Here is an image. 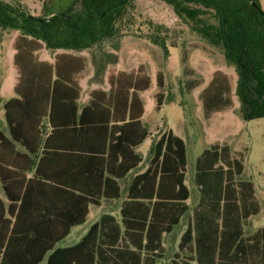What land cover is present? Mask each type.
<instances>
[{"label": "trees", "instance_id": "1", "mask_svg": "<svg viewBox=\"0 0 264 264\" xmlns=\"http://www.w3.org/2000/svg\"><path fill=\"white\" fill-rule=\"evenodd\" d=\"M158 1L189 22L206 43L220 47L224 59L233 64L241 117H264V11L259 0ZM138 17L135 0H45L38 15L18 0H0V31L18 33L13 48L19 98L5 104L10 135L29 155L38 156L34 161L15 153L20 158L16 171L13 160L0 159V181L8 202L5 207L0 200V264H40L44 259V264H155L162 257V236L185 213L189 195L184 184L186 146L170 129L155 140L147 168L131 181L121 207L123 228L103 215L77 244L55 248L71 227L83 223L89 205L118 199L117 180L142 162L132 150L147 135L139 122L142 106L137 93L148 89L150 81L143 70L120 72L110 78L114 89L108 96L92 92L91 102L79 112L77 78L86 68L84 59L61 54L49 63L39 61L37 53L91 50L104 63L125 37L137 35L161 49L166 59L167 29L146 20V32L136 31ZM188 59L184 50L186 94L203 83L193 77ZM163 75L155 73L160 90L165 87ZM166 99L171 102L173 96L157 92L154 109L158 111ZM198 100L204 120L231 109L229 75L215 70ZM122 104L129 105L127 115L119 109ZM44 119L50 132L41 143ZM64 138H69L66 147L53 145ZM13 142L0 134V149L14 153ZM60 158L66 160L64 179L56 163L48 169L51 160ZM242 171L241 155L233 156L227 142L211 145L197 158L193 183L199 200L169 264H188L180 258L183 250L192 251L195 264H264V227L242 237L243 225L260 210L253 183L235 180ZM53 200L71 206L55 208L51 214L47 205ZM137 204L143 206L145 218L139 228L126 220L129 211L141 214V209H131ZM63 216L73 218L63 221ZM109 222L115 238L107 234Z\"/></svg>", "mask_w": 264, "mask_h": 264}, {"label": "rangeland", "instance_id": "2", "mask_svg": "<svg viewBox=\"0 0 264 264\" xmlns=\"http://www.w3.org/2000/svg\"><path fill=\"white\" fill-rule=\"evenodd\" d=\"M19 1L32 15H38L45 0ZM135 4L139 17L135 21L133 29L146 32V20H152L155 24L165 27L167 29L166 44L169 46L168 57L165 59L161 49L151 45L142 37H137V35L125 37L121 41L119 51L111 52L109 59L104 63H101L91 50L79 52L77 54L85 58L87 65V69L81 78L84 93H87L91 88H105L108 86L109 77L118 71L135 72L143 70L147 75L149 74L152 77V86L148 91L141 94L144 105L143 121L147 125L148 119L156 121V124L160 119H164L162 121L163 126L166 122L167 126L186 143L188 154L186 185L190 191L189 207L197 197V192L191 181L195 157L210 144L216 141H227L233 152L243 155L244 171L239 179L253 182L256 196L261 205L260 214L250 218L247 227L244 229L245 234L252 233L257 228L264 226V117L245 120L239 114V100L235 95L236 73L233 64L224 59L220 47L206 43L190 29L189 22L177 18L166 4L158 0H135ZM260 7L264 11V0H260ZM137 34L141 33L137 32ZM12 38V35L7 36L6 49H9ZM184 50H186L189 58L187 66L195 70L194 78H203L206 84L214 69H222L229 75L234 107L228 111L215 114L209 124L206 123V126L197 98L203 86L196 88L189 94H186L183 88L184 76L182 74L181 56ZM54 54L56 52L43 51L40 58L51 60ZM11 71L10 68L8 74ZM157 71H162L164 74L165 87L162 90L157 88L155 83L154 77ZM9 77L10 75L7 76V78ZM7 80L9 83L10 79ZM156 91H161L167 96L170 94L173 96L171 102H168L167 99L164 101L163 109L159 113L153 111L155 105L153 94ZM9 95L15 96L13 90ZM83 100L84 96L80 99L79 104ZM189 128H193L196 132ZM147 129L151 134L152 128L149 129L147 126ZM149 142V139L146 140L140 148V153L143 156L150 152ZM93 210L94 208L90 211L86 225L94 216L95 210ZM178 233L176 230L174 234L177 235ZM169 257L167 251L164 260H168Z\"/></svg>", "mask_w": 264, "mask_h": 264}, {"label": "crops", "instance_id": "3", "mask_svg": "<svg viewBox=\"0 0 264 264\" xmlns=\"http://www.w3.org/2000/svg\"><path fill=\"white\" fill-rule=\"evenodd\" d=\"M259 2H260V0H259ZM8 35H12L13 38L10 41L9 49H6L7 48V45H6V42L5 41H6V38H7ZM17 35H18L17 32L0 31V134L4 138L8 139L11 142H13V141L11 139L9 124H8V121H7V118H6L5 104L9 100L18 99L19 98L18 95H17V93H16V91H15V86L17 84V79H18V74H17V70H16V68L14 66V55H15L16 52H15V50L13 48V42H14L15 38L17 37ZM10 50H11V52L9 53ZM43 51H48V50H41L40 52L37 53L38 60L39 61H42V62L52 63L54 61V57L57 56V55H61V54H71L73 56L82 57L84 59V61H85V64H86L85 58L83 56L77 54L79 52L64 51V50H55V51H51V52H56V54L53 55V57L51 58V60H42L40 58V54ZM8 64H9V66H8ZM10 68L12 69L13 72L11 71L8 74V71H9ZM86 69H87V65H86V68H85L84 72L77 78V84H78V86L81 89V91H80V97H79V99L76 102V105H77V108H78V111L79 112L81 111V109L83 107L87 106L91 102V93L92 92H95V91L101 92L105 97L109 95L110 90L114 89V88H111V86H110V83H109L110 78L116 76L120 72L127 73V74H130L131 73L129 71H118L116 74H114L113 76H110L109 77V79H108V86H106L105 88H101V89L91 88L90 90H88L87 93H84V89L82 88V85H81V78L83 77ZM215 70H222V69H214L211 72V77H212V74H213V72ZM194 72H195V70H194ZM8 75H10L9 78H7ZM148 77H149V81H150V85H149L148 89L137 93V98L140 101L141 106H142V114H141V116L139 118V122L141 123L142 127L146 130L147 135H146V137L143 139V141L139 145L135 146L132 149L133 152L142 159V162L136 168H134L133 170H131L130 172H128L123 178L117 180V183H118V186H119V195H120L118 199H114V200L102 199V200L99 201V203L97 205H89L88 208H87V215L84 218L83 223H81L80 225H76V226L71 227L68 235L66 237H64L61 241H59L55 245V248H67V247H71V246L77 244L87 234V232L89 231V229L91 228V226L94 225V224H96V223H98L100 221V219H101V217L103 215H108V216L112 217L114 219V221L116 222V224H118L121 228H123V225H122L121 207H122V202L126 198L127 191H128V188H129V186L131 184L132 179L134 178L135 175L142 173L147 168L148 162H149L150 157H151V148L153 146V143L159 137V135H161V133H163L164 131L170 129L175 135H177L170 127L167 126V124H166L165 121H164L165 122V126H163L162 121L164 119H160V121L157 123L158 125L156 124V121L150 120V119L147 120V125L144 123V121H143V117H144V105H143V102H142V99H141V94H143L146 91H148L150 89V87L152 86V77L149 74H148ZM211 77H210L209 81L211 80ZM7 79H10V82L9 83H8V80ZM154 79H155V77H154ZM201 79L203 80V83L200 86H203V88H204L208 84L209 81L205 84V80L203 78H201ZM200 86H198V87H200ZM198 87H196V88H198ZM195 89H193L191 92H193ZM12 90L15 93V96L9 95V93ZM157 92H159V91H156L153 94L154 101H155V94ZM130 93H131V90L128 91V97H129V94ZM82 96H84V100H83V102L81 104H79V101L82 98ZM197 98H198V96H197ZM199 103H200V101H199ZM128 106L129 105L126 104V108H124V105L122 104V106L119 109L122 112H123V110L126 111V115H127V112H128V108L127 107ZM163 106H164V104H163ZM163 106L158 111H156L153 108V111L155 113H159L163 109ZM14 107H16V106H14ZM135 107H138V104L137 103L135 104ZM154 107H155V105H154ZM200 108H201V114H202V118H203L201 103H200ZM226 111H228V110H226ZM222 112H224V111H222ZM218 113H221V112H218ZM215 114H217V113H214L212 115V117L210 119H208V120H204V118H203L205 126H206V123L209 124V121L213 118V116ZM42 126H43L42 127L43 128V132H42L41 143L43 142V140L45 139V137L50 132V127L48 125L47 119H44L43 120ZM147 126L149 127V129L152 128V133L151 134H150V131L147 129ZM207 127H208V125H207ZM189 129H192L193 130V128H189ZM193 131H195V130H193ZM148 139L150 140V142H149L150 143V152L146 156H143L140 153V148H141L142 144L146 140H148ZM67 141H69V138H64V139H62L60 141L55 142L53 145H56V146H59V147H66L65 144L69 143ZM222 142H227V141H216V142L210 144L207 148L203 149L195 157L194 164H193V168H192V172H191V174H192L191 181H192V185L194 186V188H195V190L197 192V197H196V199H194L191 207H189V205H188V200L190 198V191H189V188L186 185V175L188 173V154H187V147H186L187 166H186V173H185L184 184H185V186H186V188L188 190V193H189L188 198L185 201L186 211L180 217L178 223L173 227L172 231L170 233H166V234H164L162 236L161 244H162V247L164 249V252H163L162 257L156 260L155 264H169L172 260H174L175 253L178 252V245L180 243L181 237H182L183 233L185 232V230L187 229V227L192 224L193 210L196 207V205L198 203V200H199L198 189H197V187L193 183V176H194V173H195V163H196V160L201 155V153L204 150L209 149L211 145H213L215 143H222ZM13 144H14V153L11 150H7L6 148L5 149H0V159H2L4 162H7V160H13V161H10L12 163L11 166H13V170H15V171L17 170V168H18L17 165H19V160H20V158H18L17 155H15V153L22 154V155L23 154H26L27 156L31 157L34 161L37 160V157L38 156H31V155H29L27 153V151L19 143L13 142ZM228 145L230 146L231 154L233 156H235V157L241 155L242 160H243V155L241 153L233 152L232 151V148H231V145L229 143H228ZM185 146H186V143H185ZM10 162H9V164H11ZM55 163L57 164V166H60V168H58V169L59 170H62V176H61V178L64 179L66 177V173H64V168H65L66 160L64 158H60V160L59 159H57V160H51L49 162V165H51V166H49L48 169L49 170L50 169L52 170L55 167L54 166ZM243 171H244V164H243ZM243 171H242V173L240 175H238L235 178V180H237V181H247V180H240L239 179L241 177V175L243 174ZM31 175H32V172H29V173L26 174V176L28 178L31 177ZM253 187H254V195H255V197H256V199L258 201L260 210H259V213L257 215L249 217V219L247 220V222L245 223V225H243V227H242V237H247V236L253 234L254 232H256L258 229L264 227V226H261V227L257 228L255 231H253L250 234H245V231H244L245 227H247V225H248V222H249L250 218L258 216L260 214V212H261V205H260V202H259V200H258V198L256 196V191H255L254 184H253ZM0 200L2 201V203L4 204V206L6 207L7 204H8V202H7L5 193H4L3 189H2V183H1V181H0ZM55 202L56 201L53 200L51 202V204H48L47 205V209L48 210H51V212H52L51 214H53V212H55L54 211L55 208L65 209V208H69L71 206V202H66V201H63V202H60V203L59 202L55 203ZM131 207H132L131 209H137L136 210L137 212H139V209H141V214H139V215H137V214L133 215L134 213H132V211H129V212H131V214L128 215V216H126V218H127L126 220L129 223L133 224V225L136 224L135 226L139 228L140 223L143 222L144 219H145L144 218V210H143L144 208H142L143 206H141V204H137L136 206L133 205ZM92 208H94V210H95V211L93 210L94 211V216H93L92 220L89 222V224L86 225L87 222H88L89 215H90V211H91ZM64 218H65V220H71L73 217L63 216V221H64ZM110 223L111 222H109V229L110 230H109V232H107V234L109 235V237L115 238L116 232H115V230H113V227H112L113 224L112 223L110 224ZM176 230H178V232H179L177 235L174 234ZM129 233H135V232L130 231ZM191 249H193L192 246H191ZM167 251L169 252L170 257L168 258V260H164ZM179 255H180V258L181 259L187 260V263L188 264H195V262L192 259V256H193L192 251H190V252L188 250L179 251ZM187 257H189V258H187ZM44 263H45V259L40 264H44ZM115 264H134V263H128V262L119 263V262H117Z\"/></svg>", "mask_w": 264, "mask_h": 264}]
</instances>
